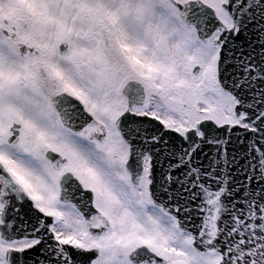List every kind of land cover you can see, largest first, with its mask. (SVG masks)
<instances>
[{
  "label": "snow or ice",
  "instance_id": "6c2138e0",
  "mask_svg": "<svg viewBox=\"0 0 264 264\" xmlns=\"http://www.w3.org/2000/svg\"><path fill=\"white\" fill-rule=\"evenodd\" d=\"M0 264H264V0H0Z\"/></svg>",
  "mask_w": 264,
  "mask_h": 264
}]
</instances>
